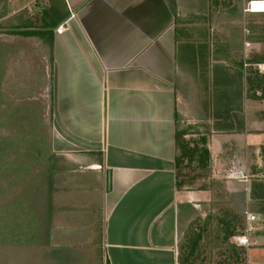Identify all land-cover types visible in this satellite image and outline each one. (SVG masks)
I'll return each instance as SVG.
<instances>
[{
	"label": "crops",
	"instance_id": "crops-1",
	"mask_svg": "<svg viewBox=\"0 0 264 264\" xmlns=\"http://www.w3.org/2000/svg\"><path fill=\"white\" fill-rule=\"evenodd\" d=\"M253 1L0 0V219L27 264H180L212 173L264 149Z\"/></svg>",
	"mask_w": 264,
	"mask_h": 264
},
{
	"label": "rangeland",
	"instance_id": "rangeland-1",
	"mask_svg": "<svg viewBox=\"0 0 264 264\" xmlns=\"http://www.w3.org/2000/svg\"><path fill=\"white\" fill-rule=\"evenodd\" d=\"M255 73L260 79L257 96L262 106L259 109H262L261 114L264 116V74ZM240 161L241 170H231V163L224 158L220 164L222 167L215 169L216 173L211 172L219 186L212 196V205L205 209L206 216L198 217L194 222L193 236H200V240H196L197 244L190 248L189 238L183 239L180 264H264L263 233L255 234L252 241L257 245L254 247H240L235 241L238 235L245 233L247 215H253L260 221L264 219V149L261 148L256 153L242 151ZM246 166H249V172L258 173H244ZM9 209L11 212V208ZM8 216L9 214L4 213V217L0 219V264H27L22 246L16 245L21 249L10 247L14 242L19 244L21 241H28L25 239L24 229L19 228L22 222H15L13 225Z\"/></svg>",
	"mask_w": 264,
	"mask_h": 264
},
{
	"label": "built area",
	"instance_id": "built-area-1",
	"mask_svg": "<svg viewBox=\"0 0 264 264\" xmlns=\"http://www.w3.org/2000/svg\"><path fill=\"white\" fill-rule=\"evenodd\" d=\"M259 2L264 3V1H259ZM253 3H254V1L249 3L250 10H252ZM66 30H67L66 27L64 25H62L56 30V33L58 35H62V34H64V32H66ZM250 47H251V44L247 43L246 48L249 49ZM244 67L246 69H252L254 72L264 74V64L247 62V63H245ZM246 223H247V226H246L245 233L242 235H238L235 238V241L237 242V244L240 247L250 248V247H254L257 245V243L255 241H252L255 234L261 232V234L263 233V235H264V219L262 221H260L255 216L249 214V215H247ZM247 264H258V263L248 262Z\"/></svg>",
	"mask_w": 264,
	"mask_h": 264
},
{
	"label": "bare ground",
	"instance_id": "bare-ground-1",
	"mask_svg": "<svg viewBox=\"0 0 264 264\" xmlns=\"http://www.w3.org/2000/svg\"><path fill=\"white\" fill-rule=\"evenodd\" d=\"M252 11L257 13L264 12V3L255 1L252 5Z\"/></svg>",
	"mask_w": 264,
	"mask_h": 264
},
{
	"label": "trees",
	"instance_id": "trees-1",
	"mask_svg": "<svg viewBox=\"0 0 264 264\" xmlns=\"http://www.w3.org/2000/svg\"><path fill=\"white\" fill-rule=\"evenodd\" d=\"M254 191H255V189H254ZM200 238H201V237H200V236H198V240H200ZM193 251H194V250H193Z\"/></svg>",
	"mask_w": 264,
	"mask_h": 264
}]
</instances>
